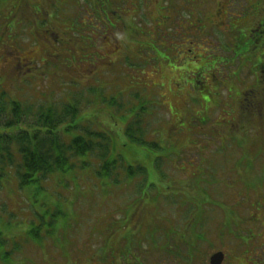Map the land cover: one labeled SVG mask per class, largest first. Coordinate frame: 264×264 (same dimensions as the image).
Here are the masks:
<instances>
[{"label": "rangeland", "instance_id": "obj_1", "mask_svg": "<svg viewBox=\"0 0 264 264\" xmlns=\"http://www.w3.org/2000/svg\"><path fill=\"white\" fill-rule=\"evenodd\" d=\"M124 1L0 0V100L35 113L40 106H75L77 117L63 124L67 143L103 132L124 166L148 171L130 178L118 165L112 178H103L100 163L84 167L91 161L85 157L31 187L21 186L12 171H0V264H210L216 252L225 253L223 264H264V117L254 118L251 108L227 115L222 106L208 110L212 129L195 136L198 128L179 133L172 124L196 82L193 70L204 67V85L213 90L211 66L233 75L239 63L236 81L226 79L236 92L254 81L250 63L240 67L223 38L225 48L217 49L216 33L199 29L195 16L181 24L180 13L163 11L162 0H151L156 6L142 14L124 7V25L114 26L113 9ZM182 1H175L177 8L186 4L194 14L203 8L208 21L225 2L193 0L191 7ZM254 8L238 20L243 32L233 42L244 62L249 50L264 52L247 38L250 26L264 22L263 10ZM182 40L191 42L186 66L178 55ZM135 106L146 113L144 145L125 132ZM4 120L0 132H15L2 127ZM202 221L204 238L196 243ZM35 229L38 240L30 235ZM169 248L180 249V258L163 255ZM5 251L12 257L2 260ZM187 251L193 262L186 263Z\"/></svg>", "mask_w": 264, "mask_h": 264}, {"label": "trees", "instance_id": "obj_2", "mask_svg": "<svg viewBox=\"0 0 264 264\" xmlns=\"http://www.w3.org/2000/svg\"><path fill=\"white\" fill-rule=\"evenodd\" d=\"M195 72H198V70L193 71L196 82L192 81L191 86L199 91L203 85L201 80L197 84V79L202 78H199V74H195ZM193 74L191 75L193 76ZM189 101L188 103L182 102V104H179L177 113L172 114L174 130L180 128L179 133H183L187 127L193 130L198 128L194 132V136L200 129L211 130L212 127L208 126V120H204L205 116L201 113L202 110L206 111L204 102L201 104L199 100L200 107L196 108L199 112L195 114L194 107L190 105ZM10 105L9 108L6 103L0 100V117L4 116L5 118V125L2 127H17L16 131L12 133L0 132V171L4 176L9 175L12 171L21 186H37L58 171H70L75 168L74 162L78 158H91L89 162H82L84 167L91 165L93 162L100 163L97 173L103 178H112L117 173L118 165H123L118 160L123 161V158L113 154L109 137L103 132H85L92 139L78 136L71 143L64 140L63 124L77 117L78 112L77 109H74L75 106L66 105L63 107V111L40 106L39 111L35 113L33 107L24 108L22 104L13 102ZM144 110L142 107L139 108L137 111L139 112L137 116L139 118L134 119L126 129L129 140L138 145L146 144L144 131L141 128L142 114H146ZM29 116H32L33 120H29ZM151 145L157 149L160 148L156 143L152 142ZM123 168L130 178L136 175L146 176L147 174L148 176L147 169L141 165L135 167L123 165ZM6 172L8 173L6 174ZM30 235L33 239L38 240L36 229ZM198 241H200V238L196 236V243ZM170 248L162 254L168 257L174 256V261L180 258L181 250L178 249L177 252H173ZM8 257H12V254L7 251L1 255L2 260H7Z\"/></svg>", "mask_w": 264, "mask_h": 264}, {"label": "flooded vegetation", "instance_id": "obj_3", "mask_svg": "<svg viewBox=\"0 0 264 264\" xmlns=\"http://www.w3.org/2000/svg\"><path fill=\"white\" fill-rule=\"evenodd\" d=\"M150 1L151 0H140V3H138V0H134V1L130 0V2L125 0L124 2H120L119 5L115 6L114 9L113 14L116 15V18H114L115 22H112L113 25L116 26L117 23L124 25L125 17L123 10H126L124 7H129L131 9L130 11L135 12V14L142 12L147 13L149 12V10H151L152 6L154 7L156 6L154 3H151ZM159 1L161 2V0ZM162 1H164L163 11H167L170 14L172 13L190 14L191 19H195L194 16L198 18V22L201 24V27L199 29H203L204 31L210 30L217 34H221L225 42H227L228 45L227 50L231 51L234 54L235 58H237L240 61V67L241 66L248 67L249 65L248 63H250V69H251L250 75L254 78V81L252 82L251 85L248 86L246 90H237L236 92H234V88H229V85L231 84L228 83V80H226L228 78L230 79L234 78L236 81L237 72L239 69L238 68L239 63H236L237 71L234 72L233 75L231 74L224 75L222 73L221 68L218 65L216 68H213L211 66L213 70H217L216 74H212L213 73L212 71L209 73V78L212 77L213 80H215L214 78H217V80H215L214 82L215 87L213 90H211V88L204 85V78L201 81L203 85L202 89L197 91V89L192 86L188 98L194 101L200 100L201 104L202 102H204L206 111L205 110L201 111V113L205 116L204 120L210 119V115L208 113L209 109H220L222 106H224V108H229V110H227L229 111V113L226 112L227 115H230L231 111H237L240 109L242 110L243 108L245 109L251 108L253 109V111L255 110V112L252 114L254 118L264 117V112H262L264 110V96H263L264 52L259 53L257 50H253L250 52L249 50V54H245L244 56L245 58H248L250 62L249 61L244 62L242 57L236 56V52L234 51L235 44L233 43L236 41L235 33H239V31L243 32L242 29L239 27L241 23H237L239 19H244L248 17L250 11L256 9L254 8V6H258L259 8H261L263 10L262 13L264 16V3L262 2V0H225V2L220 3L219 6L214 8L212 12V16H210L209 21L207 20V16L209 12L205 14V10L203 8H198L194 14V11L192 9L185 7L186 4L185 5L183 4L181 8L176 7L175 1H177L179 4L180 1L182 0L180 1L174 0L173 5H172V0H162ZM182 2L190 3L191 7H194L193 0H183ZM196 7L199 6H195V8ZM256 10H258V8ZM134 22L133 24L131 22H128L127 27H131V25L132 27H134ZM184 22L186 21L182 20L181 24ZM183 29L186 30L184 26ZM247 38L249 40V44L251 45L262 44V47L264 49V22L250 26L249 32L247 34ZM240 40L243 41V35L240 36ZM216 48L219 49V44L216 45ZM183 56L184 55L182 53L181 57ZM251 59H258V61H253ZM219 65H221V63H219ZM195 74H199L200 76L199 78H201L202 76V73L199 70L198 72H195ZM247 92L251 94L249 98H246ZM220 94H222V96L227 98L226 99L228 101L227 105H226V101L222 103V100H224V98H222ZM255 97L257 98V101L253 100V98ZM189 99L188 100L184 99L182 101L188 103ZM233 120H238V118L234 117ZM235 123L236 122H230L229 125H234Z\"/></svg>", "mask_w": 264, "mask_h": 264}, {"label": "water", "instance_id": "obj_4", "mask_svg": "<svg viewBox=\"0 0 264 264\" xmlns=\"http://www.w3.org/2000/svg\"><path fill=\"white\" fill-rule=\"evenodd\" d=\"M224 261V254L217 253L211 258V264H222Z\"/></svg>", "mask_w": 264, "mask_h": 264}, {"label": "bare ground", "instance_id": "obj_5", "mask_svg": "<svg viewBox=\"0 0 264 264\" xmlns=\"http://www.w3.org/2000/svg\"><path fill=\"white\" fill-rule=\"evenodd\" d=\"M13 125V124H12Z\"/></svg>", "mask_w": 264, "mask_h": 264}]
</instances>
